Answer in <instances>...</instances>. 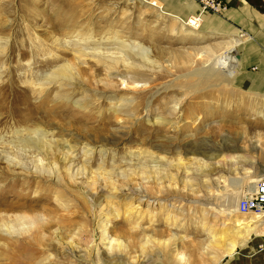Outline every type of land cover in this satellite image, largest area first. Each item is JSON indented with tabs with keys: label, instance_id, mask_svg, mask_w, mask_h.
<instances>
[{
	"label": "rangeland",
	"instance_id": "obj_1",
	"mask_svg": "<svg viewBox=\"0 0 264 264\" xmlns=\"http://www.w3.org/2000/svg\"><path fill=\"white\" fill-rule=\"evenodd\" d=\"M5 16L12 18L6 27ZM171 19L137 0H0V85L8 84L0 89L7 111H0V136L10 140L14 131L38 126L59 145L70 143L75 154L72 162L58 159L61 179L56 182L39 176L50 175V170L34 166L29 155L7 157L0 149V167L7 158L17 169L2 179L0 216L6 217L15 201H26L19 212L32 209L45 216L54 210L69 218L45 232L39 246L44 252L34 264H109L107 257L110 264H218L224 257L208 230L215 227V235L236 230L233 216L242 215L214 219L208 206L221 207L222 194L252 185L242 179L248 175L243 168L264 176V83L254 79L250 67L240 72L214 65L220 43L235 36L206 27L199 36L186 35L177 24L171 30ZM77 29L91 36L117 33L125 39L121 52L134 61L112 67L95 56L75 58L72 46L54 47V37L62 39ZM205 49L208 54L198 53ZM22 50L26 55L20 58ZM52 54L61 63L78 65L73 69H79L76 82H52L34 94L29 82L44 80L56 68L54 63L39 64ZM137 60L145 65L139 67ZM75 100L90 110L77 108ZM156 118L163 120L156 123ZM85 144L93 148L87 162L82 160ZM144 149L167 166L140 164L137 159L144 155L136 152ZM220 155L235 163L219 161ZM18 179L32 183L22 191L27 196L19 194V186L7 184ZM71 229L76 242L66 249L65 239L54 237V231ZM102 230L115 240L113 248L107 239L100 240ZM19 237L0 239V264L23 260L21 254L11 259V247L3 244ZM247 243L239 239L237 247Z\"/></svg>",
	"mask_w": 264,
	"mask_h": 264
},
{
	"label": "bare ground",
	"instance_id": "obj_2",
	"mask_svg": "<svg viewBox=\"0 0 264 264\" xmlns=\"http://www.w3.org/2000/svg\"><path fill=\"white\" fill-rule=\"evenodd\" d=\"M131 1H135V0H131ZM137 1L139 3H146L150 7H156L158 10H160V13L171 16L172 17L171 30L172 29L174 30V28L176 27V26L174 27V25L177 24L178 25L177 29L179 30L180 33L182 32L186 35H193V36H199L202 34L199 33V29L201 27L203 28L202 17L201 20L197 22L196 20L190 19L195 14L189 15L185 19L184 17H181L179 15L171 14L169 11L165 10V8L163 7V3L160 0H149V1L137 0ZM2 18H3L2 23L3 25H5V27L12 21V18L10 16H5ZM234 36L235 37H233L232 39L220 43L219 49L221 51L214 56V65L217 66L222 65L226 67L230 66L231 68H238L240 66V61L237 60L238 59L237 47L240 46L244 42V40L239 38L241 35L239 36L234 35ZM51 42L54 45V47L56 46V44H60L63 46L60 48H67L68 46L74 47V49L76 50L74 57L77 59L85 60L87 56H95L101 60L107 61L109 64H111L112 67H115L118 62L128 63L127 59H132L134 61V59L131 58V56H129L125 51L123 53L121 52L120 48L124 46L125 39L115 32L112 33L104 32L102 34L101 33L98 34L97 36L94 35L91 36L89 32L86 31L83 32L82 29H77L76 31L68 32L65 35V37L62 39H58L54 37ZM59 51L62 52L63 50L60 49ZM198 53L208 54V49L200 50ZM209 53H210V49H209ZM25 55L26 53L24 50L19 51L18 53V56L20 58L25 57ZM137 62L138 63H136V65H138L139 67L145 65L143 61L137 60ZM32 63L34 64V66L37 65L35 64L36 61H33ZM52 63L56 64L55 65L56 68L53 71H51V73L44 80L29 82V86L31 87V89L33 88V91H35L34 94H41L43 91H45L48 88L47 86H49L52 82H58L60 86L69 85L76 82L75 79L79 75V69L78 70L76 69V71L73 69L75 67L78 68L77 64H72L69 61L61 63L59 62V56L55 54H52L51 56L43 59V62H39V64L41 65L52 64ZM31 72L32 74L36 75L35 71L32 70ZM1 73L2 71L0 67V74ZM129 78L131 81L134 80V77L132 76H129ZM7 85L8 84L1 83L0 89H5ZM0 98L2 99V97ZM65 100H68V98H66ZM126 101H129V99H126ZM2 102H0V111H2L3 114L5 113L4 115H6L7 111L5 108L4 109L2 108V105H4V103ZM73 104L77 108L82 109L83 111L90 110V108H88L87 106H82L83 104L82 100H75L73 101ZM24 105L27 106L26 102L24 103ZM42 105L44 106V104ZM45 110H48L47 107L45 108ZM162 120L163 119L156 118L154 122L160 123L162 122ZM10 137H11L10 140H6V136L5 137L0 136V149L1 151L6 153L7 157L11 154L19 155L22 152L26 156L29 155V157L32 159L31 161L34 163V166H37V163H39L41 165V168H47L48 170H50V175L39 174V176H42L44 178L52 177L56 182L61 179V174L57 167V165L59 164L58 159H60L61 162L65 163V162H72L75 158V154H72L73 148L70 143L65 142L59 145L56 140L50 138L48 131L38 126L29 130L28 129L16 130L10 135ZM259 137L261 138V136H258V138ZM55 149L57 150V155L54 153ZM92 151L93 148L85 144L82 147V154H83L82 160L85 162L89 161L92 156ZM99 151L100 153L105 155L104 153L105 150H99ZM151 152H152L151 149L138 150L136 152L137 155H144V157L137 159V155L134 156V154H131V158H135L137 159V161L141 159V161L143 162L140 164H144V166H148L149 168L152 167L161 168V166H167L164 164L160 156H155V158L149 156L148 154H150ZM219 157H220L219 161L235 163V160L231 157L229 159L224 155H220ZM1 163L2 162L0 160V164ZM5 164L6 165L4 167H0V185L4 183L2 182V179L5 178L9 172L14 173V171H17L16 163H13L6 158ZM19 170L27 171L22 167H19ZM243 170L245 171V174L248 175L242 177V179H245L247 183H252V185L247 190L245 189L246 191L243 190L241 186V188H239L237 192L222 194L221 202H220L221 207H217V205L208 206L210 210L214 211V215H213L214 219L222 216H232L233 214L237 213L236 203L239 197L242 194H245L252 190L253 183L256 181L257 178H259V174L256 172V170H251L250 168H243ZM253 173H255V175L253 176H256V179L252 177ZM63 176H67V174L64 172ZM221 179L222 178L219 177V180ZM240 182L242 184L241 179ZM7 184H9L11 187L19 186L20 189H18V192L23 196H27V193H23L22 191H25L24 189H29L32 186L31 182L24 181L22 179L12 180ZM115 189L116 191H122V190H117L119 188H115ZM130 189L131 191H134L132 188H129V190ZM138 191L140 193H144L141 190ZM3 192L4 191L2 190V187H0V193ZM96 195L97 193L94 192L91 194L92 197H95ZM28 204L29 203L26 201L23 203H16L15 201L14 203L10 204L13 209H9L10 211L6 212L7 213L6 217L0 216V232L2 233V234L0 233V239L4 238L6 235L20 236L15 241H11V242L7 241L3 243L4 245L11 247L12 249V253L10 255L11 259L17 257L19 254L24 256L22 261L18 262V260L16 261L12 260L14 262L13 264H34L35 261L38 260L41 254L44 252V249L39 246H42V241L45 232L48 231V229L52 226V224L58 223L60 221L69 220V218L66 217V214H59L57 211L54 210L52 211L49 210L45 216L36 214L35 212L32 211V209L30 210V213H26V212L22 213L18 211L19 210L18 208H21L24 205H28ZM244 217L246 218H243L242 216L241 217L233 216L232 223L235 225H239V227L236 230L227 232L226 234L223 233V234L215 235L216 234L215 227H210V229L208 230L210 233V241L213 242L215 247L222 252V256H231L232 254H234L237 250V243L239 239H244V241L247 242L259 241V243L263 240L264 216L248 215ZM67 223L71 224L70 221ZM226 224H228V220L225 222H220L219 228H224ZM71 231L72 229L68 230L65 234L62 232L57 233V231H54L55 233L54 237H56L57 239H63V238L65 239L66 242L64 243L66 249H71L73 244L76 242V239L73 238L75 233L71 234ZM102 232L103 233L101 235L100 240L105 242V240L107 239L106 243L108 242L110 248H113V244H115L114 243L115 240L113 239L109 240L107 233H105V230H102ZM79 234H80L79 232L76 233L77 236ZM227 235L230 239L228 241L226 240ZM258 244H257V250H258ZM6 259H9V257H7ZM42 259H46V258H42ZM107 259H108V263L110 264L111 259H109V257H107ZM179 259L180 260L183 259L182 254H179Z\"/></svg>",
	"mask_w": 264,
	"mask_h": 264
},
{
	"label": "crops",
	"instance_id": "obj_3",
	"mask_svg": "<svg viewBox=\"0 0 264 264\" xmlns=\"http://www.w3.org/2000/svg\"><path fill=\"white\" fill-rule=\"evenodd\" d=\"M165 10L184 19L199 10L198 0H160ZM227 9L223 13L206 12L202 26L215 33L242 35L240 66L250 67L258 83H264V12L257 10L247 0H223ZM258 242L241 244L231 256H224L218 264H264V250H257Z\"/></svg>",
	"mask_w": 264,
	"mask_h": 264
},
{
	"label": "built area",
	"instance_id": "obj_4",
	"mask_svg": "<svg viewBox=\"0 0 264 264\" xmlns=\"http://www.w3.org/2000/svg\"><path fill=\"white\" fill-rule=\"evenodd\" d=\"M199 10L190 19L199 22L206 12L223 13L227 7L223 0H198ZM236 211L242 216H264V176L256 179L251 191L242 194L237 203ZM258 250H264V238L258 244Z\"/></svg>",
	"mask_w": 264,
	"mask_h": 264
},
{
	"label": "trees",
	"instance_id": "obj_5",
	"mask_svg": "<svg viewBox=\"0 0 264 264\" xmlns=\"http://www.w3.org/2000/svg\"><path fill=\"white\" fill-rule=\"evenodd\" d=\"M253 7H255L256 9H259L261 12H264V9L261 8V5H263L261 3L260 0H247Z\"/></svg>",
	"mask_w": 264,
	"mask_h": 264
}]
</instances>
